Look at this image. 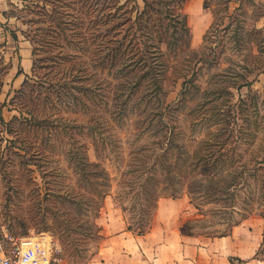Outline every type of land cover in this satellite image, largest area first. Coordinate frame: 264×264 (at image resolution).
Wrapping results in <instances>:
<instances>
[{
  "label": "rangeland",
  "instance_id": "1",
  "mask_svg": "<svg viewBox=\"0 0 264 264\" xmlns=\"http://www.w3.org/2000/svg\"><path fill=\"white\" fill-rule=\"evenodd\" d=\"M12 1L6 0L7 11L0 14L1 235L45 233L60 243L61 264H86L101 247V229L97 236L91 226L101 211L112 215L116 209L135 227L146 221V233L157 209L163 218L176 207L174 220L184 239L227 234L261 216L264 170L250 187L240 184L232 195L203 202L205 187L195 191V165L187 164L195 163L190 156L212 139L211 131L234 122L236 106L249 115L245 138L252 145L246 150L240 141L236 153L242 156L235 154V162L224 167L242 172L252 167V154L264 152V0H244L242 11L231 0L228 12L219 9L216 19L211 9L222 0H208L206 9L203 0H183L187 34L168 50L155 38L158 67L166 65L156 91L112 57L116 45L132 39L145 51L136 29L144 0ZM24 40L32 61L25 77L18 63ZM223 133L229 137L228 130ZM167 138L169 154L183 158L172 174L179 184L175 191L161 190L147 218L129 183L144 157L147 164L157 160ZM86 159L105 169L107 187L85 178ZM155 176L166 180L159 164ZM102 190L94 218L89 195ZM257 255L264 257V233Z\"/></svg>",
  "mask_w": 264,
  "mask_h": 264
},
{
  "label": "trees",
  "instance_id": "2",
  "mask_svg": "<svg viewBox=\"0 0 264 264\" xmlns=\"http://www.w3.org/2000/svg\"><path fill=\"white\" fill-rule=\"evenodd\" d=\"M230 2L231 0H222L217 9H211L215 19V15L219 9H222L225 13L228 12ZM182 3L183 0H144V7L137 17L136 29L139 33V37H141L144 42L145 51L140 52L138 50L135 39L134 41L132 39V42H128L125 45L120 43L112 49V57L117 56L116 58H120L125 67H128L130 70H136V77L141 80H146L148 86L152 87L153 85L155 91L161 85L159 81L162 73L159 74V70H162L163 72V69L166 66L165 64L160 63V66H162L163 69H159L158 67L159 62L161 61H158V57L154 53L155 48L159 49L158 45L155 43V38L158 39L159 43H165L166 50H168L170 49V45L175 43L179 35L187 34L188 29L185 15L181 11ZM208 4V0H203L204 9L208 8ZM243 4L244 0H238L237 8L241 11L243 9ZM209 32V29L205 32L203 37L204 40L209 35ZM24 83H26V80L23 81V85ZM145 86L147 85L145 84ZM241 102H243V100L240 101V103ZM246 111H249V109H246ZM242 112L243 109L236 106L233 112L235 113V117H233L234 122L230 124L228 123L229 125L223 124V126L219 127L218 131L217 129L211 131L210 134L212 139L208 138L203 140L201 146L195 150V154L190 156V158L195 157V163L193 164L192 162H189L187 165L189 167L190 165H195L196 179V176H201L200 179H195V191L202 189L201 187L203 186L205 187V192L201 195L203 202L212 199L214 196L219 197L224 192L232 195L237 188V185L240 184L243 187H250L251 182L258 181V177L260 176L258 171L264 170V152L261 153L260 157L258 154H252L249 160V162H253L252 167H247V169L242 172H236L235 169L231 170L229 167H224L226 163H230L228 160L232 161V163L235 162V159H233L235 154L238 157L242 156L241 153H236L240 141L246 146V150L252 145L251 141H248L245 138V134L248 132L247 130L251 128L252 124L248 117L249 115H243ZM251 112L252 114L258 113L256 110L255 112ZM239 116H242L241 122L238 121ZM253 126L255 127V125ZM225 130H228L229 137L227 138L221 137ZM233 137H235V139H232ZM230 139L232 140L230 141ZM171 147V138H167L163 152L155 155L157 156V160L155 159L152 163L147 164V158L144 157L140 162V170L136 173V179L133 178L129 183L130 189L134 190L133 194L136 199L135 201L140 202L145 206L144 210L147 218H149L155 211L161 190L170 189V191H175L179 184V178H174L172 174L174 173L173 170L177 167L176 165H178L183 158L181 155L169 154ZM167 160H172L173 162L167 163ZM244 163L248 165L247 162ZM157 164L163 167L167 175L165 181L163 180L160 182L155 176ZM219 164L221 165L220 168ZM81 171L89 182L97 183L99 186L98 188L104 184L106 185L105 187H107L109 176L105 169L99 167L97 162L88 161L86 159L81 165ZM95 178H103V180L98 181ZM158 186H160V191H158ZM104 194L105 191L102 190L100 192L90 193L89 195L90 201L93 203L92 205L94 209L92 211L95 215L94 218H97L98 210L100 208L98 202L95 201V197L102 198V195ZM170 195H173V193ZM260 214L264 217V210H262ZM145 222L137 224L136 227L129 224L127 225V229L136 232L138 235L144 234V229L147 226ZM91 226L95 234L101 236L99 233L101 227L95 222V219H93Z\"/></svg>",
  "mask_w": 264,
  "mask_h": 264
},
{
  "label": "crops",
  "instance_id": "3",
  "mask_svg": "<svg viewBox=\"0 0 264 264\" xmlns=\"http://www.w3.org/2000/svg\"><path fill=\"white\" fill-rule=\"evenodd\" d=\"M6 9V0H0V14ZM195 30L198 33V27ZM20 44L18 63L24 64L25 77L32 68L31 49L26 40ZM175 211L173 207L162 218L157 209V221L141 235L127 229L116 209L112 215L101 211L97 218L103 235L101 247L86 264H264V257L257 255L263 240V216H251L224 235L184 239L174 220Z\"/></svg>",
  "mask_w": 264,
  "mask_h": 264
},
{
  "label": "built area",
  "instance_id": "4",
  "mask_svg": "<svg viewBox=\"0 0 264 264\" xmlns=\"http://www.w3.org/2000/svg\"><path fill=\"white\" fill-rule=\"evenodd\" d=\"M60 250L45 233L16 239L0 234V264H61Z\"/></svg>",
  "mask_w": 264,
  "mask_h": 264
}]
</instances>
